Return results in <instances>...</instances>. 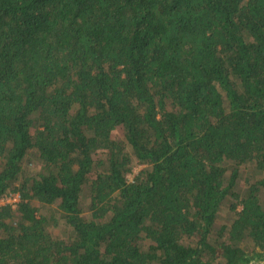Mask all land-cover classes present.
Masks as SVG:
<instances>
[{
    "label": "trees",
    "instance_id": "trees-1",
    "mask_svg": "<svg viewBox=\"0 0 264 264\" xmlns=\"http://www.w3.org/2000/svg\"><path fill=\"white\" fill-rule=\"evenodd\" d=\"M11 193L0 264L264 262V0H0Z\"/></svg>",
    "mask_w": 264,
    "mask_h": 264
},
{
    "label": "built area",
    "instance_id": "built-area-1",
    "mask_svg": "<svg viewBox=\"0 0 264 264\" xmlns=\"http://www.w3.org/2000/svg\"><path fill=\"white\" fill-rule=\"evenodd\" d=\"M20 195L18 193H11L6 195L4 198L1 199L0 203L2 205L4 204H15L16 202H19Z\"/></svg>",
    "mask_w": 264,
    "mask_h": 264
},
{
    "label": "rangeland",
    "instance_id": "rangeland-1",
    "mask_svg": "<svg viewBox=\"0 0 264 264\" xmlns=\"http://www.w3.org/2000/svg\"><path fill=\"white\" fill-rule=\"evenodd\" d=\"M142 168H143L142 165H137V166H135V168H134V172H133V174L130 176V180H133L134 176L137 175L138 172H139ZM55 232H56V235H58V236H59V235H65V234H67V233L64 231V229H58V230H55ZM64 237H66V236H64ZM252 264H264V262H253Z\"/></svg>",
    "mask_w": 264,
    "mask_h": 264
}]
</instances>
